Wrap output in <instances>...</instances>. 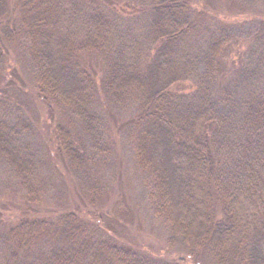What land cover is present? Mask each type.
<instances>
[{
    "label": "trees",
    "instance_id": "1",
    "mask_svg": "<svg viewBox=\"0 0 264 264\" xmlns=\"http://www.w3.org/2000/svg\"><path fill=\"white\" fill-rule=\"evenodd\" d=\"M85 4V0H0V65L5 41L22 36L40 66L37 97L90 125L96 118V89L79 55L98 51L110 23L101 12L88 14L77 6ZM148 4V40L158 44L149 63L145 67L137 61L109 63L101 87L110 95L139 97L132 125L140 160L154 167L153 191L159 201L154 211L169 222L172 239L190 243L192 257L208 253L211 264H264V88L245 98L225 87L218 92L212 88L230 52H222L227 37L211 40L206 52L191 51L198 35L196 0H148ZM65 5L73 14L82 12L86 31L80 39L74 35L73 40L60 28L59 6ZM263 60L256 59L257 67ZM194 78L203 81L193 90L194 96L170 92ZM69 129L57 124L54 142L69 167L78 168L81 154ZM14 139L0 122V158L25 179L31 160L21 154ZM91 229L79 213L68 211L54 222L23 215L7 234L16 251H26L30 243L57 232L67 243L78 242L76 250L87 264H135L136 254L128 246L109 240L92 244L86 237ZM160 264L182 263L169 259Z\"/></svg>",
    "mask_w": 264,
    "mask_h": 264
},
{
    "label": "rangeland",
    "instance_id": "2",
    "mask_svg": "<svg viewBox=\"0 0 264 264\" xmlns=\"http://www.w3.org/2000/svg\"><path fill=\"white\" fill-rule=\"evenodd\" d=\"M85 1L84 6H77L88 14L101 12L110 23L98 51L79 55V62L94 77L96 118L92 124L39 99L35 89L40 66L32 47L20 35L4 43L0 122L14 135L15 146L31 160V167L22 179L0 158V264H87L76 250L78 242L67 243L60 233L30 243L23 252L16 251L8 237L9 226L23 215L54 222L68 211L92 224L86 236L92 244L109 240L128 246L136 254L135 264H160L169 259L211 264L210 254L192 257L190 243L172 239L169 222L154 211L159 202L153 191L154 167L140 160L132 125L139 97L110 95L101 87L107 64L137 61L145 67L149 63L158 44L148 40V0ZM194 6L198 35L191 44L193 53L206 52L211 40L227 37L221 47L224 54L230 52V59H225L212 88L218 92L225 87L239 98L261 91L264 62L257 67L256 59L264 58V0H196ZM81 14L79 9L73 14L70 6H59L60 28L73 40L86 31ZM202 84L194 78L189 84L171 87L170 92L190 97ZM57 124L71 129L81 154L78 168L69 167L57 150L53 134ZM213 204L218 210L215 199Z\"/></svg>",
    "mask_w": 264,
    "mask_h": 264
}]
</instances>
